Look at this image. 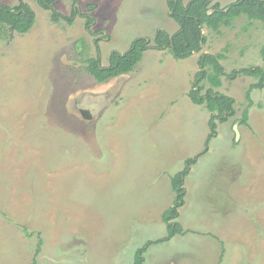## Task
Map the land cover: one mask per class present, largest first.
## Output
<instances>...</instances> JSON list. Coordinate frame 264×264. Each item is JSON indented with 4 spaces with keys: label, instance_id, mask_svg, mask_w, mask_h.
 Listing matches in <instances>:
<instances>
[{
    "label": "rangeland",
    "instance_id": "rangeland-1",
    "mask_svg": "<svg viewBox=\"0 0 264 264\" xmlns=\"http://www.w3.org/2000/svg\"><path fill=\"white\" fill-rule=\"evenodd\" d=\"M23 1L36 14L32 30L0 26V264H133L146 242L167 236L171 179L210 134V112L189 96L199 58L225 54L226 74L263 66L264 26L241 16L219 33L205 28L191 57L148 49L131 73L100 84L88 59L99 55L106 67L136 39L152 46L158 30H179L168 0L56 1L65 16L80 10L71 25ZM84 15L95 19L89 28ZM256 82H204L202 93L234 98L236 115L217 123L185 179V234L150 246L144 264H264V89L253 90L248 122H239Z\"/></svg>",
    "mask_w": 264,
    "mask_h": 264
},
{
    "label": "trees",
    "instance_id": "trees-1",
    "mask_svg": "<svg viewBox=\"0 0 264 264\" xmlns=\"http://www.w3.org/2000/svg\"><path fill=\"white\" fill-rule=\"evenodd\" d=\"M58 0H38L42 9L51 13L53 21H65L69 25L73 24L74 18L80 14L79 9L73 10L70 16H65L54 9L53 4ZM94 4L87 7L95 9ZM168 7L171 12L170 17L179 25V30L173 35L163 30L156 32L153 45L146 38H138L133 41L129 50L124 53L113 52L109 58L108 66L101 65V57L90 58L87 60L88 71L99 82L107 81L111 78H118L133 71L139 61L142 60L144 51L148 49H167L177 60H184L192 56L194 52H200L206 44L204 29L208 28L219 33L222 27L230 28L234 21L245 16L249 23L260 22L264 26V0H237L235 3L222 8L219 3H212V0H191L184 4L182 0H168ZM86 17V28H89L95 19L91 15ZM36 22V14L33 9L23 0H19V5L11 7L0 4V26H7L13 33L24 35L29 33ZM89 30V29H88ZM97 33H99L97 31ZM264 61V47L261 51ZM226 59L223 53L202 54L199 58V72L195 76L193 88L189 92L192 103L204 106L211 114L209 120L210 134L205 143L203 152L194 158L187 159L183 170L175 174L171 179L172 190L175 194L173 205L164 211L162 215L163 222L167 227L166 237L157 241H148L144 246L138 249L135 254L133 264H144L145 254L150 246L170 241L176 235H184L182 225L177 222L180 216V209L184 206L186 189L185 179L190 174L192 167L197 163L200 157L209 150V144L217 135V123H227L236 115L235 100L233 97L216 92L209 88L205 93L204 82L208 81L214 88L222 86V77L234 79L238 76H246L257 80L250 86L247 92L248 106L240 119L241 125H246L249 119V110L253 105V90L264 89V65L252 66L240 70H233L230 74L225 73L221 61Z\"/></svg>",
    "mask_w": 264,
    "mask_h": 264
},
{
    "label": "water",
    "instance_id": "water-1",
    "mask_svg": "<svg viewBox=\"0 0 264 264\" xmlns=\"http://www.w3.org/2000/svg\"><path fill=\"white\" fill-rule=\"evenodd\" d=\"M83 116H84L85 119H89L90 118L89 115H88V112L83 113ZM234 132L236 134V142H238L239 139H240V132L238 130V124H236L234 126Z\"/></svg>",
    "mask_w": 264,
    "mask_h": 264
},
{
    "label": "flooded vegetation",
    "instance_id": "flooded-vegetation-1",
    "mask_svg": "<svg viewBox=\"0 0 264 264\" xmlns=\"http://www.w3.org/2000/svg\"><path fill=\"white\" fill-rule=\"evenodd\" d=\"M79 11H80V10H79ZM79 13H81V12H79ZM112 79H115V78H111V80H112ZM109 80H110V79H109ZM105 82H108V80H107V81H104V82H99V81H98V83H100V84H104ZM83 113H85V112H84V111L82 112V116H83ZM88 115L91 116L90 113H88ZM91 117H92V116H91ZM83 118H84V116H83Z\"/></svg>",
    "mask_w": 264,
    "mask_h": 264
}]
</instances>
